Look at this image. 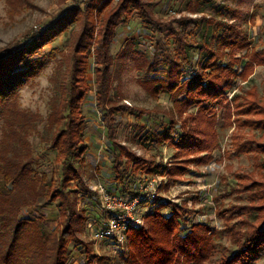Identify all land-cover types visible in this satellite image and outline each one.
Here are the masks:
<instances>
[{
	"label": "trees",
	"instance_id": "1",
	"mask_svg": "<svg viewBox=\"0 0 264 264\" xmlns=\"http://www.w3.org/2000/svg\"><path fill=\"white\" fill-rule=\"evenodd\" d=\"M113 1L88 0L84 7H72L70 14L61 18V27L3 49L0 54V264H71L76 249L84 253V257L79 256L82 264H97V255L80 236L87 224L81 203L96 192L83 177L89 150L85 105L91 87L87 73L94 44L93 72L100 88L96 92L97 109L107 121L112 184L124 197H142L139 184L144 176H165L166 188L177 180L176 176L190 172L191 163L214 161L219 148L217 107L225 123L235 122L236 128L248 127L252 132L244 141L238 140L242 136L233 137L230 157L247 154L255 167L247 174L235 176L218 197L215 210L222 219L220 227L193 219L196 210L189 207V200L174 202L163 195L142 198L137 213L142 214L146 225L127 231L130 249L123 254L126 262L256 264L264 257V117L253 116L264 115V110L261 111L259 101L243 105L240 93H234L231 101L228 96L240 77L246 76L254 65L264 64L263 38L257 36L260 45L254 44L252 34L241 25L216 14L181 17L179 24L170 23L166 35L161 37L166 24L157 18L154 0ZM190 9L194 8L190 5ZM219 13L230 14L233 19L240 16L237 9L227 5ZM134 14L144 31L163 39L167 48L169 42L175 45L161 61V76L156 75L161 62L149 61L135 49L131 51L138 68L148 70L141 82L156 96L175 97L181 113L197 108L181 123L168 113L159 117L157 113L142 111L138 115L140 119L155 120L160 130L147 138L177 149L180 156H185L181 157L185 160L181 165H169L163 159L147 161L113 140L114 116L123 108L109 97V73L115 60L112 46L120 26L132 27ZM255 18L253 13L252 19ZM75 22L82 29L73 53L74 64L46 122L52 132L51 141L40 149L30 138L40 131L42 117L21 107L20 87L42 65L43 46ZM138 41V36L129 37L126 44L135 45ZM236 193L240 198L246 193L248 202L226 203ZM54 206L56 224L51 226L50 209ZM101 214V223L91 220L96 229H101L107 219L103 211ZM99 260L102 262L103 258Z\"/></svg>",
	"mask_w": 264,
	"mask_h": 264
},
{
	"label": "rangeland",
	"instance_id": "2",
	"mask_svg": "<svg viewBox=\"0 0 264 264\" xmlns=\"http://www.w3.org/2000/svg\"><path fill=\"white\" fill-rule=\"evenodd\" d=\"M87 1L0 0V54L3 49L37 38L41 33L53 27H61L60 25L64 22L61 18L68 16L72 7H84ZM117 1L114 0L113 3L115 4ZM154 3L158 13L157 18L166 24L162 27L163 36L161 37L166 35V28L169 27V24L178 25L177 20L181 17H201L202 15L216 14L219 18L226 17V20L235 21L241 25L252 34L254 44L260 45L257 42V36H261L264 43V0H154ZM190 5L194 8L193 10L190 9ZM223 5L237 9L240 16L233 19L230 14H218V10L221 11ZM253 13H256L254 20L252 19ZM133 17L132 27L129 25L119 27L117 40L112 46L115 60L109 73V97L116 105L123 108L122 112L116 113L114 116L113 140L147 161L163 159L169 165H181L185 161L182 159L185 156H180L177 149L166 143L160 144L147 138L148 135L160 130L155 120L140 119L138 115L142 111L157 113L159 117L168 113L172 114L178 123H181L187 116L196 113L197 108L191 107L181 113V106L175 102V97L166 94L156 96L141 82L148 70L138 68L136 58L131 51L135 49L134 51L141 52L149 61H157L159 64L170 51L175 49V45L169 42L170 46L167 48L163 39L159 40L157 36H152L151 31L143 30V25L136 14ZM66 27L65 31L57 32V36L43 46L41 51L42 65L35 75L20 87L19 91L21 107L32 113H38L42 117L39 124L40 131L30 138L35 146L40 149L51 141L52 132L46 122L53 105L69 81V72L74 64L73 53L77 49L78 34L82 29L78 22L70 23ZM136 36L139 37V41L135 45L126 44L129 37L135 39ZM196 36L200 38V36ZM91 49L92 58L87 73L91 90L85 105L88 120L86 140L89 144V150L87 163L83 168V177L85 183L94 192L99 184L117 192L112 184L113 159L108 148L107 121L97 109L96 92L100 88L95 83L96 75L93 72L96 65L94 60L95 44L92 45ZM195 53L198 51H194ZM163 67L164 64L161 62L158 65L159 71L156 72V75H162ZM247 73L246 76L239 78L233 92L228 96L229 100H233L234 93H240L243 105H249L251 101H259L262 111L264 110V64L254 65ZM149 76H152V73H149ZM217 111L219 113L217 120L219 148L214 154V161L208 164L191 163V171L176 176L177 180L171 182L166 188H163V183L166 180L163 175L159 174L147 177V179L156 178L158 195H163L174 202L189 200V207L196 210L193 215V219L196 221H210L213 226L220 227L222 219L215 210L218 207V197L226 190L229 181L231 183L235 176L249 173L255 165L254 160L247 154L236 157L229 155L233 149V137L242 136L241 139H238L241 141L250 138L252 136L250 128H236L235 122L225 123L220 115L221 109L219 107H217ZM253 117L262 118L264 115L256 114ZM95 194H90L87 200L81 203V208H85L87 224L80 236L89 243L93 253L97 255L94 260L97 264H129L123 256L130 249L127 233L123 244L108 238L103 240L94 238V229L96 228L91 220L95 218L101 223L102 216L100 195L96 194L98 196L95 197ZM247 202L246 193L241 194V198L236 193L226 199L228 204ZM50 211H52L51 216L53 218L50 225L54 226L57 216L56 206L52 207ZM137 214L142 217L141 227H144L146 225L145 219L142 214ZM225 242L229 243L227 239ZM74 255L75 259L72 260L71 264L84 263L83 260H80L81 258L79 259L80 255L84 257L81 250L76 249ZM218 256L217 254L216 258ZM100 258H103L102 262H98ZM256 264H264V257Z\"/></svg>",
	"mask_w": 264,
	"mask_h": 264
},
{
	"label": "built area",
	"instance_id": "3",
	"mask_svg": "<svg viewBox=\"0 0 264 264\" xmlns=\"http://www.w3.org/2000/svg\"><path fill=\"white\" fill-rule=\"evenodd\" d=\"M156 184V178L144 177L139 184L142 197H124L99 184L96 192L100 195L101 209L107 219L101 229H94V238L98 240L108 238L123 244L129 228L142 226V217L137 214V207L142 198L149 199L158 195Z\"/></svg>",
	"mask_w": 264,
	"mask_h": 264
}]
</instances>
